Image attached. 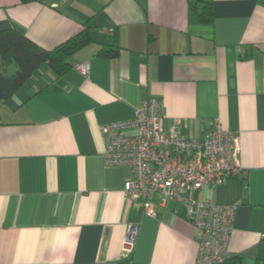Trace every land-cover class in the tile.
<instances>
[{
    "label": "crops",
    "instance_id": "1",
    "mask_svg": "<svg viewBox=\"0 0 264 264\" xmlns=\"http://www.w3.org/2000/svg\"><path fill=\"white\" fill-rule=\"evenodd\" d=\"M85 27L68 70L43 62L0 101V264H195L184 202L150 193L147 214L123 191L131 169L105 163L100 125L150 95L167 130L202 137L218 119L238 134L245 175L193 196L236 205L229 256L264 264V0H0V31L47 49Z\"/></svg>",
    "mask_w": 264,
    "mask_h": 264
},
{
    "label": "built area",
    "instance_id": "2",
    "mask_svg": "<svg viewBox=\"0 0 264 264\" xmlns=\"http://www.w3.org/2000/svg\"><path fill=\"white\" fill-rule=\"evenodd\" d=\"M75 67L88 75L85 63ZM163 117L159 98L150 95L132 118L102 123L105 163L131 169L123 191L129 199L143 196L147 214L156 213L150 193L160 194L162 202L182 200L187 219L199 230L195 264H221L229 256L227 244L237 206L213 198L197 199L193 191L217 188L231 177L245 175L238 134L214 119L202 137L191 136L165 129ZM137 233L138 225L130 223L123 238L124 252L133 251Z\"/></svg>",
    "mask_w": 264,
    "mask_h": 264
},
{
    "label": "trees",
    "instance_id": "3",
    "mask_svg": "<svg viewBox=\"0 0 264 264\" xmlns=\"http://www.w3.org/2000/svg\"><path fill=\"white\" fill-rule=\"evenodd\" d=\"M201 18H204L203 12ZM89 41L87 27L52 49L38 45L16 29L1 30L0 55L4 57V64L12 60L16 67L8 73L0 69V101L8 99L43 62H48L57 75L64 73L71 66L69 57ZM221 264H239V257L228 256Z\"/></svg>",
    "mask_w": 264,
    "mask_h": 264
},
{
    "label": "rangeland",
    "instance_id": "4",
    "mask_svg": "<svg viewBox=\"0 0 264 264\" xmlns=\"http://www.w3.org/2000/svg\"><path fill=\"white\" fill-rule=\"evenodd\" d=\"M208 195V194H207ZM205 196H206V194H205Z\"/></svg>",
    "mask_w": 264,
    "mask_h": 264
}]
</instances>
